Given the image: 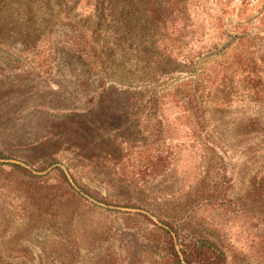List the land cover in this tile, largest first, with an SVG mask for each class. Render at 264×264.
<instances>
[{"label": "rangeland", "instance_id": "374dc122", "mask_svg": "<svg viewBox=\"0 0 264 264\" xmlns=\"http://www.w3.org/2000/svg\"><path fill=\"white\" fill-rule=\"evenodd\" d=\"M0 152V264H264V0H1Z\"/></svg>", "mask_w": 264, "mask_h": 264}, {"label": "trees", "instance_id": "16d2710c", "mask_svg": "<svg viewBox=\"0 0 264 264\" xmlns=\"http://www.w3.org/2000/svg\"><path fill=\"white\" fill-rule=\"evenodd\" d=\"M1 2V0H0ZM165 9V8H164ZM169 10V6L166 7L165 11H164V16H173L174 15V11H170L169 13H167V11ZM162 12V11H161ZM114 89V86L112 87ZM0 157L2 158H6V156L0 152ZM59 169L62 171V169L59 167ZM171 243L173 245V256L175 257L174 260L180 264H182L183 258H181V254H179V250L176 249L175 247V243L173 242V240L171 239ZM181 251L183 253V257L184 260L188 263V264H196L195 258H194V253L196 254V258H200L201 261H199V264H213L211 263V257L212 256H217L218 259H221L220 254L216 253L209 245H205L204 247H206L205 250L200 251L198 248L195 249V251H188V244H184L181 243Z\"/></svg>", "mask_w": 264, "mask_h": 264}, {"label": "water", "instance_id": "95a60500", "mask_svg": "<svg viewBox=\"0 0 264 264\" xmlns=\"http://www.w3.org/2000/svg\"><path fill=\"white\" fill-rule=\"evenodd\" d=\"M226 47H227V44H225L223 47H221V48H219V49H217V50H213V51L207 53V54L204 56V58H209V57L215 56V55H217V54H220L221 52H223V51L226 49ZM118 83H120V84H122V85H126V86H128V87H131V86H132L131 84H128V83H122V82H118Z\"/></svg>", "mask_w": 264, "mask_h": 264}]
</instances>
